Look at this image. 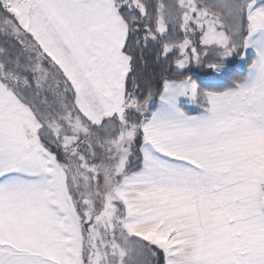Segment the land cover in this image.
<instances>
[{"label": "snow or ice", "instance_id": "1", "mask_svg": "<svg viewBox=\"0 0 264 264\" xmlns=\"http://www.w3.org/2000/svg\"><path fill=\"white\" fill-rule=\"evenodd\" d=\"M0 264H264V0H0Z\"/></svg>", "mask_w": 264, "mask_h": 264}, {"label": "trees", "instance_id": "2", "mask_svg": "<svg viewBox=\"0 0 264 264\" xmlns=\"http://www.w3.org/2000/svg\"><path fill=\"white\" fill-rule=\"evenodd\" d=\"M237 58H230L227 61L232 66V74L237 75V76H242V75L245 74L246 68L241 69V68H238L236 66V60H237ZM202 83H204V84L207 85V84H209V81L203 80ZM230 84H231V78L229 76H226L225 79L222 80V81H219V82H211L210 86L211 87H214L216 89H222L224 87L230 86ZM198 111H199V108L197 106H196V108L190 110V112H192V113H197Z\"/></svg>", "mask_w": 264, "mask_h": 264}, {"label": "crops", "instance_id": "3", "mask_svg": "<svg viewBox=\"0 0 264 264\" xmlns=\"http://www.w3.org/2000/svg\"><path fill=\"white\" fill-rule=\"evenodd\" d=\"M250 55H251V53H250ZM237 62L238 61L236 60V63ZM238 68H240V67H238ZM244 68H246V64H245V67ZM244 68H241V69H244ZM183 98H185V97H180L179 98V104H178V106H180L182 109H184L186 112H188L190 114H195V113L190 112V110L196 108V105L195 104H189V103H187L185 101H182Z\"/></svg>", "mask_w": 264, "mask_h": 264}, {"label": "rangeland", "instance_id": "4", "mask_svg": "<svg viewBox=\"0 0 264 264\" xmlns=\"http://www.w3.org/2000/svg\"><path fill=\"white\" fill-rule=\"evenodd\" d=\"M230 58H232V57L227 58V60L230 59ZM237 61H238V62L236 63V66H238V67H240V68H244V67H245V63L242 62V61H240L239 58H237ZM225 77H226V76H225ZM225 77L217 78V79H213L212 82H219V81H222V80L225 79ZM205 81H208V80L205 79ZM182 101H185V102H186V98H183ZM196 106H197V105H196Z\"/></svg>", "mask_w": 264, "mask_h": 264}]
</instances>
